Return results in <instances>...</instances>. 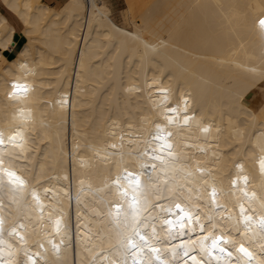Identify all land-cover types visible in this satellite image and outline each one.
Returning a JSON list of instances; mask_svg holds the SVG:
<instances>
[{
    "label": "bare ground",
    "instance_id": "bare-ground-1",
    "mask_svg": "<svg viewBox=\"0 0 264 264\" xmlns=\"http://www.w3.org/2000/svg\"><path fill=\"white\" fill-rule=\"evenodd\" d=\"M123 1L119 22L110 0H0V159L24 181L17 190L0 172V253L16 264H132L124 177L133 172L148 225L140 232L167 264L188 259L179 245L189 235L163 223L176 203L254 259L237 250V259L208 257L199 231L189 256L264 264V0ZM19 34L25 43L5 58ZM13 81L28 85L26 97L9 99ZM17 131L22 149L7 142ZM158 132L174 142L171 156ZM138 258L158 264L145 248Z\"/></svg>",
    "mask_w": 264,
    "mask_h": 264
},
{
    "label": "snow or ice",
    "instance_id": "snow-or-ice-1",
    "mask_svg": "<svg viewBox=\"0 0 264 264\" xmlns=\"http://www.w3.org/2000/svg\"><path fill=\"white\" fill-rule=\"evenodd\" d=\"M258 25L262 32H264V17L260 18L258 21ZM11 91L8 93L9 99L12 100H19L22 97H26L29 92V87L27 84L20 83L17 81H13L11 84ZM186 103V101H185ZM168 112L170 113H176L177 108L172 107L168 109ZM190 117L188 115H184L183 122L184 124H188ZM168 123H173V118L171 116L168 117ZM159 125H157V128L159 129ZM203 131L207 133L209 129L207 127L203 128ZM172 133L168 132L167 136H171ZM19 138V140H18ZM155 140L163 142V148L168 149V155L171 156L172 152L170 151L172 145L168 143L165 136H161L159 132L154 136ZM7 142L9 144H12L14 147L23 148V135L21 132L17 131L13 135L8 137ZM5 143L3 134L0 133V145H3ZM115 147V146H113ZM154 160H160L163 164L164 160L163 157L160 155H153L152 157ZM4 161L0 159V172H2L4 175L7 176L8 182L14 186L17 187V190L23 187L24 181L23 179L18 176L14 171H10L8 169L3 168ZM147 167V166H145ZM237 167H240V165H237ZM260 167L262 170H264V160L260 161ZM156 165H152V170L155 171ZM203 171V169H201ZM125 180L128 181L129 185L132 186V192L133 195L131 196V202L129 203V209L130 211H125L124 215L127 222V217H132L131 227L133 228V234L128 236L126 238V246L129 249H133L135 251L131 252L132 255V264H142V261L138 258L140 253L143 251L144 248H148L149 252L151 253V256L154 257V260L158 262V264H167V261L161 259L160 256V249L157 247L152 246V244L149 243V239L146 235L142 234L140 232V226L147 227L148 225L143 222L139 221L138 217L141 213V209L143 207V204L141 203L140 199L137 196V193L142 191L141 186V180L140 176L133 173V172H127L126 176L124 177ZM151 177L149 176V180ZM245 182L247 181V177L243 178ZM116 184H119V178L115 181ZM236 181H233V185H235ZM126 198L128 197V191L123 190L122 193ZM211 198H212V204L214 206L216 205V190L213 188L211 190ZM248 193L245 192V196H247ZM255 193H252V197H255ZM33 198L37 201L39 200V197L36 195L35 192H33ZM146 203V201L144 202ZM218 207V206H217ZM117 209V216L120 214V205H116ZM176 212H173L171 208H168L166 211L170 213L171 215L164 219L163 223L168 226L169 232L173 229H176L177 225L179 226V234L181 236L189 235L188 240H182L179 247L183 251V255L185 257H188L187 260L184 261V264H188V260H191L192 264H211V261H205L203 259H198L196 255L189 256V252L191 251L192 247L196 246V240L192 239L191 235L192 233H196L199 231L202 235L198 237L199 239V249L201 253H206L208 257H211L212 259L219 260L220 256L216 255V253L224 254L227 256H232V252L229 251L226 247L223 245L228 244L229 240L224 235H213L211 231H205L206 225L200 222V216L199 215H193V213L189 210H186L180 203L175 204ZM241 215L243 216V219L245 223L251 221V216L244 215V208L241 206L240 209ZM208 220L211 221L212 217H208ZM3 219L0 218V235L3 233ZM117 223H120L119 220H117ZM260 224L264 226V217H261ZM56 230L59 231L60 226V220H56ZM22 227V225H21ZM153 235H155L156 229L153 227L152 229ZM13 233H16L17 236H20L18 232H16V229H12ZM11 234V233H10ZM136 237H139V242L137 241ZM174 238V237H173ZM21 240H23V237H20ZM211 241L210 245L207 244V241ZM142 242V243H141ZM0 243H3L2 240H0ZM43 247V245H41ZM54 247H56L54 245ZM238 252L242 253L243 256L248 257L249 260L252 258V253L248 250V248L244 247L243 244L239 246L237 249ZM173 256L176 255L175 248H173ZM28 260L32 261V264H35V260L33 257L29 256ZM149 264H153L152 260H149Z\"/></svg>",
    "mask_w": 264,
    "mask_h": 264
},
{
    "label": "crops",
    "instance_id": "crops-1",
    "mask_svg": "<svg viewBox=\"0 0 264 264\" xmlns=\"http://www.w3.org/2000/svg\"><path fill=\"white\" fill-rule=\"evenodd\" d=\"M44 1H46L47 3H49L51 5H54V6L60 5L63 2V0H44ZM12 14L13 13H10V15H12ZM13 16H15V15L13 14ZM15 25H16V27H17L18 30H21L22 29V23L20 21H17V23ZM25 41H26V36L23 35V34H19L16 37L15 44L10 49L4 51L5 58L9 59V58L14 57L18 53V51L21 49V47L25 43Z\"/></svg>",
    "mask_w": 264,
    "mask_h": 264
},
{
    "label": "rangeland",
    "instance_id": "rangeland-1",
    "mask_svg": "<svg viewBox=\"0 0 264 264\" xmlns=\"http://www.w3.org/2000/svg\"><path fill=\"white\" fill-rule=\"evenodd\" d=\"M111 3L113 4V10H114V13H115V17L116 19L121 22L123 21V12H124V9H125V6H124V1L123 0H110ZM7 10V9H6ZM9 12V11H8ZM10 18L11 20L15 23H17V21H19L15 16L10 15ZM15 23V24H16Z\"/></svg>",
    "mask_w": 264,
    "mask_h": 264
}]
</instances>
